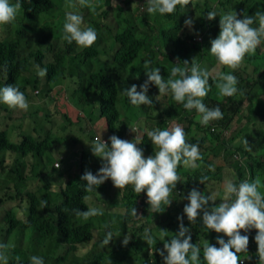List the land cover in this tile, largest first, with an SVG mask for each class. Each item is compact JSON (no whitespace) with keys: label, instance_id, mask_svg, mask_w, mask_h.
I'll return each mask as SVG.
<instances>
[{"label":"trees","instance_id":"16d2710c","mask_svg":"<svg viewBox=\"0 0 264 264\" xmlns=\"http://www.w3.org/2000/svg\"><path fill=\"white\" fill-rule=\"evenodd\" d=\"M96 1L99 3L100 0ZM69 2L70 0H23L22 11L15 21L13 34L4 35V30L6 31L9 26H0V87L17 86L29 102L28 110H20L22 116L12 122L11 134H9L10 127H0V177L9 179L0 190L2 208L0 236L12 235V241L10 240L9 243L1 242L5 246L1 252L8 257V264H30V257L33 255L42 257L44 260L51 259L52 264H163V258L158 250L163 249L165 241H162L160 237L164 235L165 240H170L179 230L180 221L177 217L182 216L183 224L191 229L192 242L201 246V264H205L202 247L204 242L216 244L217 236L223 234H217L205 228L199 217L196 224H190L186 215L178 210V205L172 212L164 215L152 213L146 194L142 192L136 195L130 185L123 190L114 189L111 180H107L97 187L100 190L99 195L95 191H87L84 187L86 182L80 178L86 170L96 174L101 167V159L93 155L96 161L91 163L92 155L85 152L83 146L86 144L81 141L78 134L74 135L82 148V153L85 154L76 155L75 151H69L62 157L56 156L60 153L56 146L65 138L60 132L68 128L72 120L67 112L59 111L65 121L55 127L54 133L50 128L44 127L41 123L43 118H40L41 116L37 113L40 107L47 105H45L46 98L49 97L52 88L61 85V88L69 90L71 94L69 99L86 114V117L92 112L94 105L98 106L97 116L104 118L106 122L108 136L105 141L109 145L108 138L112 135L129 141L140 140L137 147L143 150L147 158L154 155L157 150L148 138L147 132L144 131L139 136L131 130L130 136L126 137V117H121L117 108L118 101L124 100L119 94L120 84L116 82L118 74L123 71L127 75L125 77L127 82L129 81L128 72L134 67L141 73L145 72L143 63L148 60L152 67L160 68L161 75L167 80L170 77L171 68L177 64L184 66L185 60L189 62L190 67L193 59L201 69H203V62H207L208 67L214 65L216 71L211 73L207 70L210 91L204 98V103L209 108L218 106L223 113L222 119L203 126L199 123L200 116L195 110H185L182 104L172 99L171 93L160 95L158 88L150 84L147 95L152 100V105H141V109L137 107L132 112L133 115L139 114L136 118L137 125L143 130L144 122L155 121L153 129L161 127V130H164L167 129L169 120L174 119L185 124L183 127L185 132L188 131L194 135L193 140L188 142L199 145L203 159L197 161L199 167L196 169L183 164L178 167L179 175L185 178L180 177L181 182L177 183L172 195L178 196L180 193L185 196L191 189L195 188L199 191L200 187L204 189L206 195L209 191L207 187L212 181H217V173L220 174L223 169L222 166L213 168V157L227 159V166L236 173L234 180L237 183L244 180L252 181L254 176H260L263 184L264 161L259 156L264 157V123L259 120H264V98L258 104L260 113L250 111L245 116L246 118L250 115L256 116V122L246 123L247 125L240 127L238 133L229 138H226L223 133L229 130L232 120L241 112L242 98L245 97L251 102L255 94L264 88V51H260L264 43L257 48L255 54L246 56V62L236 70L220 65L221 73L231 72L238 79V92L232 97H223L219 94L216 87L219 73L215 67L217 61L210 54L209 49L210 41L219 33L220 15L235 10L241 16H254L257 12H264V0H195L194 4L187 5L185 9L177 6L176 12L171 15L149 14L146 9L138 17L137 29L134 25H127L126 20H129V17L124 15L121 6L118 5L115 8V22L117 23V16L126 24L122 29L118 27L112 36L111 40L117 46L114 47V44H111L106 51L112 64H115L114 70L108 65L104 67L95 65L100 61L99 57L104 45L109 41L103 32L99 34L100 42H95L88 48H80L75 42L69 44L62 39L59 27L61 22L65 21L66 11L64 10ZM70 9L81 14L83 19L89 10L87 7L81 8L79 4ZM55 10L57 13L54 12ZM95 10L98 11V18L94 19L91 16V19L84 20V25L87 22H93L97 27L106 25L105 19L110 11L114 12V7L110 4L101 7L98 5ZM210 11L217 12L213 20L207 19V13ZM52 12L57 18L56 21L50 23L46 19H41ZM188 18L193 20L192 28L184 23ZM42 20L41 26L33 25ZM253 27H258V23H255ZM2 28L5 29L2 30ZM195 35L202 36V39L196 41ZM25 36L26 43H23L21 40ZM49 37L53 40L49 41ZM60 40H62L61 43L58 42ZM169 43L174 47L177 57L168 53ZM161 47L163 49H160ZM47 53H50V56ZM134 61L135 64L126 72V68ZM171 61L172 65H170ZM37 65L39 68L47 69L45 77L38 76ZM252 65L251 72L260 71L262 79L249 75L251 72H249L250 69L247 70V67ZM246 72L248 74H245ZM34 97L39 100L44 99L45 103L38 105L31 103L30 100ZM85 106L88 107L87 111L83 110ZM5 109L9 113L12 111L8 106ZM43 109L45 119L48 118V121L52 122L51 117L55 115V112L50 114L47 107ZM26 113L34 120L32 129L36 133L28 131L30 122L27 126L22 125L20 129L16 124L25 118ZM142 113L143 116H141ZM90 122L94 123L93 120ZM236 135L238 138L234 139ZM95 137L93 132L88 134L90 141H93ZM236 153L246 154L248 160L240 162L238 159H232L230 155ZM6 155L13 158L9 164H6V157H8ZM76 158L79 171L72 174L71 166ZM58 163L60 167L56 168ZM202 177L207 179L200 185L199 181ZM109 183H111L110 186H108ZM261 190L264 192V188ZM15 200L17 203L13 202ZM215 203L218 204L220 201L216 200ZM90 208L102 209L103 214L90 217L88 220L76 215L75 210L86 211ZM132 208L136 209L137 216L131 214ZM138 221L140 225L132 227L131 231L125 227L129 222L139 223ZM104 228H108L107 231H113L115 236L120 234L123 239L128 236L127 245L135 247L134 253H122L115 257L123 244L122 241L114 242V235L110 243L103 248L101 247L104 234H99L98 239L92 242L94 231ZM146 230L154 240L149 247L153 249L152 253H149L140 240ZM241 234L249 237L248 252L241 253V258L250 257L245 264H260L254 239L256 230L251 229L247 233L242 231ZM223 238L227 240V237ZM23 241L25 247L20 245ZM89 245L91 247L86 253L89 254L90 259L82 252V249Z\"/></svg>","mask_w":264,"mask_h":264},{"label":"clouds","instance_id":"9594fccd","mask_svg":"<svg viewBox=\"0 0 264 264\" xmlns=\"http://www.w3.org/2000/svg\"><path fill=\"white\" fill-rule=\"evenodd\" d=\"M195 0H147L149 14L171 15L176 12L177 6L181 9ZM87 7L95 12L98 6L93 0H70L69 8ZM116 4V0H115ZM23 0H0V26L14 23L21 13ZM217 16L216 11L207 13V19L213 20ZM239 16V18H238ZM189 28L193 26V20L184 21ZM258 23V27H253ZM81 14L74 11L65 13L62 39L69 44L75 42L80 48H88L94 45L98 39L93 27H85ZM264 43V12H257L254 16H241L235 10L219 16V33L210 41V54L215 57L221 66L231 70L240 68L248 55L255 54L257 48ZM189 67L188 61H183L184 66L171 68L170 77L165 80L160 73V68L152 67L151 62L145 60L143 69L147 79L139 85L133 84L124 89V94L133 106L152 105V100L147 95L150 84L158 88L160 95L171 93L172 99L183 105L187 111L195 110L200 118L199 123L208 126L210 122L223 118L220 108H209L204 103V98L210 91L209 72L201 69L194 60ZM38 76L47 75V69L39 68ZM216 87L223 97H232L238 92V79L231 72L218 73ZM0 103L11 109L27 111L29 102L23 92L17 86L6 85L0 87ZM152 145H155L154 155L145 158L143 150L137 147L140 140L129 141L116 135L110 136L108 142L100 137L95 138L89 145L92 155L101 159L102 164L96 174L86 170L81 180L85 181L87 191L96 192V188L105 181L111 180L113 186L119 190L132 186L136 195L142 192L147 196V203L152 213H163L172 203V193L178 182H181L178 167L183 164L192 169L199 167L197 161L202 160L199 145L189 143L183 127L174 125L170 129L159 128L147 132ZM246 142V141H245ZM59 163L56 168H59ZM206 177L200 179L204 184ZM264 184L259 178L237 183L234 179L225 182L223 196L220 203L216 204L213 195H205L197 189H191L187 194L188 203L184 205L183 214L190 224H196L198 217L208 230L217 234L216 244L205 241L203 244V261L205 264H243L241 253L248 252L249 237L241 232L256 230L254 237L257 245V254L260 264H264V192L261 189ZM98 195L99 193L96 192ZM210 202L212 204L210 205ZM76 215L88 220L90 217L103 214L102 209L90 208L86 211L75 210ZM131 214L137 216L135 208ZM179 230L170 239L165 240L163 249L158 250L163 258V264H201V246L194 244L191 237V229L183 224V217L178 216ZM164 232L165 230H161ZM223 237H227L225 240ZM113 239V233L107 232L102 244L107 246ZM144 239L152 243L153 237L146 230ZM129 237L122 240L127 245ZM218 245V247H217ZM5 247L0 244V248ZM166 253V254H165ZM247 259H250L247 258ZM0 262L8 264V257L0 252ZM30 264H44L43 258L33 255Z\"/></svg>","mask_w":264,"mask_h":264},{"label":"rangeland","instance_id":"374dc122","mask_svg":"<svg viewBox=\"0 0 264 264\" xmlns=\"http://www.w3.org/2000/svg\"><path fill=\"white\" fill-rule=\"evenodd\" d=\"M93 1L96 2V4L99 5V7L109 5V4L112 5V7H114V12L110 11L109 14L107 15L106 19H105L106 25L102 24L100 27H97L93 22H90V23L87 22L86 25H83L85 27H88V26L93 27L96 30L97 35H98V39L96 40V42H100L101 37H99V34L101 32H103L105 34V36H107V39H109V41L106 42V45H104V47H103V52H101L100 57H99L100 61L95 63V65L97 67H99L100 65L102 67H104L105 65H108L114 70L115 68H113V67H115V64H112L111 58L106 54V51L109 49L111 44H114V47L117 46V44L113 40H111L112 36L116 32L118 27L120 29H122L125 27V24H126L123 20H120V18H117V16H116L117 23L115 22V18H114V15H116L115 8L118 5L121 6V8L124 12V15L129 17V20H126L127 25H129V26L134 25V27L137 29V21H138L139 15L142 14L143 11H146V9L148 8V7H146L147 0H129V1H127V0H116V4H115V0H100L99 3H97L96 0H93ZM63 8L65 9L66 6L64 5ZM64 11L68 12V11H71V9L67 7ZM54 12L57 13V10H55ZM54 12H52V14H50L49 16H46V17L41 18V19H43V20L46 19L50 23H52L53 21H56L57 18H55L53 16ZM91 16H93L94 19H97L98 18V11L95 10V12H93L89 9L87 11V13H85L84 20L85 19H91ZM36 18H34V19H36ZM43 20L38 22L37 24H33V25L39 27L43 23ZM84 23H85V21H84ZM8 26H9V28H6L7 32L4 30L5 28H2V30H4V32H5L4 35H6V36H10L11 33L13 34V32H14L13 28L15 27V22L8 25ZM62 28H63V22H61V25L59 27L60 34H63ZM104 34H102V36H104ZM195 36H197L195 38L196 41H200L202 39V36H200V35L199 36L195 35ZM12 38H13V35H12ZM48 40L49 41L53 40V38L49 37ZM21 42L26 43V36L24 37V39L21 40ZM58 42L61 43L62 40H60ZM168 45H170L168 53L173 57H177L176 52H174V47L171 45V43H169ZM160 49H163V47H161ZM260 51H264V44L261 45ZM47 55L50 56V53H47ZM244 62H246V61L244 60ZM172 63L173 62L171 61L170 65H172ZM134 64H135V61L133 64L129 65L126 68V72H128L130 70V67L133 66ZM215 64H216L215 67L217 68V71H219L220 65L218 64V62H216ZM249 67L250 66L247 67V70L250 69L249 72H251V70L253 69V65L250 68ZM203 69L208 70L211 73L216 71V69L214 68V65L212 67L211 66L208 67L207 62H203ZM219 73H221V69H220ZM128 74H129L128 75L129 81H127V82L125 81V77L127 75H125V73L123 71L120 72L118 74L119 75L118 78H116L117 79L116 82H118L120 84V87H119L120 97L124 98V100L122 99V100L118 101L117 108L120 112V116L126 117V119H125L126 127H127L126 137L130 136L131 130H134L136 132V134L140 136L144 131L145 132L151 131L153 129V125H154L155 121L154 122L153 121H146L143 123V130L139 129V127L137 125V119H136V118H138L139 114L138 115L132 114L133 109L137 108V106H133L128 101V98L124 94V89H127L131 85L136 84L137 85V91H139V85L142 84L147 79V77L145 75V72L141 73L139 71V69L136 67H134V69H131L128 72ZM245 74H248V72H246ZM249 75L253 76V78L260 77L262 79V77H263V76H260L261 75L260 71L251 72ZM114 78H115V76H114ZM70 96H71V94H70L69 90L61 88V85H56L54 88H52L51 93L49 94V97L46 98L47 99L46 103H45L44 99L39 100L37 97H34L33 99L30 100L31 103H35L37 105L41 104L42 102H44L45 105L47 104L46 106L40 107L41 109L38 111L37 114H38V116H41L40 118H43V121L41 120V123H43L44 127L50 128L51 130H53L54 133H55V129H56L55 127L57 125L63 124L65 121L64 118L62 117V115L59 114V111L67 112V115L70 116V118L72 120L70 122V125L67 126L68 128H66L65 130L62 129L60 132V133H62V135L65 136V138H64V140L59 141L58 145L56 146V148L58 149V152H60L58 155H56L58 157H62L64 154L69 153V151H71V152L75 151L76 155L85 154V153H82L83 152L82 148H81L80 144L77 142L74 134H78L79 138L81 139V141L84 144L92 142L88 138V134L90 132H93V135H95L96 137L101 136V138L103 140H106V137L108 136V132L106 131V122H105L104 118L97 116V114L99 113L98 112V106L94 105L95 107L92 108V112L89 113V115H87V117H86V114H84L80 108L76 107L73 104V102L69 99ZM262 98H264V88H262L260 91H258L255 94V98L251 102L248 101L245 97L242 98L241 112L234 117V119L232 120V122L230 124L229 130H225L223 133V135L226 138H229V137L233 136L235 133H238L240 131L241 126L247 125L246 123H253V121H255L257 119L256 116L250 115L247 118L245 116L247 114H249L250 111L254 112V113L255 112L260 113L258 111V104ZM3 106H5L7 108V105L0 103V127L3 128L5 126H7V128H9V127L11 128L12 122H14L17 118L22 116L21 111H20V109H12V111L9 113L5 109V107H3ZM43 107H47L48 112L50 114H52L53 111L55 112V115L53 117H51L52 122H49L48 118L45 119V111H44ZM49 108H51V109L49 110ZM138 108L141 109L140 106ZM83 110L87 111L88 107L85 106L83 108ZM26 114L27 115H25V118L16 124L18 125V127L20 129V127L22 125L25 124L27 126L28 123L30 122V124L28 125V131L32 132V133H36L32 129L34 120L31 118V115H29L28 113H26ZM141 116H143V113L141 114ZM90 120H93L94 123H91ZM259 121L264 123V120H259ZM19 124H20V126H19ZM174 125H179L181 127H184L185 124L178 122L174 119L173 120L170 119L168 122V125H167V129H170ZM192 127L194 128V126H192ZM158 128L161 129V127H158ZM256 128L258 129V127H256ZM12 129L13 128H11V130L9 131V134H11ZM15 129H18V128H15ZM80 130H82V131H80ZM186 134H187L188 140H190V141L193 140L192 138L194 135L192 133H189L188 131H186ZM52 135H54V134L52 133ZM236 138H238L237 135L234 139H236ZM83 148L85 149V152H89L92 155L90 147L88 144H86V146H83ZM54 153H57V152H54ZM6 156H8V155H6ZM74 157H75V155H74ZM230 157L232 159H238V160H240V162H246L248 160V157L246 154L241 155L240 153H236L234 155H230ZM259 157L261 160L264 161V157L263 158L261 156H259ZM12 159L13 158L11 156L6 157V161H7L6 164L11 163ZM212 160L214 161L213 168H215L216 166H222L223 169H221L220 174L217 173V175H218V176L216 175L218 178L217 181H212L210 183V186L207 187V188H209V191L207 192L206 195H213V196H215L216 200L220 201L222 196H223V188H224L225 182L229 179H235L236 173H234V170L231 169V167L227 166V163H228L227 159L225 160L223 158L213 157ZM95 161H96V158L92 155L91 163L93 164V163H95ZM72 162H74L73 159H72ZM71 167H72V169H71L72 174L79 171L77 158ZM26 170L27 169H25V171ZM212 170L214 171V169H212ZM180 177L182 179L185 178L183 175H181ZM257 178H259L261 180L262 177L254 176L252 180H255ZM8 181H9V179L0 177V190L2 188H4V186L6 185V183ZM111 183H109L108 186H110ZM200 185H202V184L200 183ZM113 188H114V186H113ZM114 189H116V188H114ZM98 191H100V190L98 188H96V192H98ZM199 191L204 193V189H202V187H200ZM113 192H115V191H113ZM101 195L103 196V194H101ZM186 197H187V194H185V196L180 195V193L178 196L172 195L171 196V199H172L171 205L167 206L163 213H158V214L164 215L166 213L172 212L174 210V207H176L177 205H178V210L183 212L184 205L188 203ZM13 202L17 203V200H15ZM1 211H2V208L0 205V213H1ZM139 225H140V222L139 223L129 222L125 225V227L128 229V231H131L132 227H138ZM107 229L104 228V229H100V230H95L94 231V238H93L92 242H94L98 239L99 234L106 235V233L109 232V231H107ZM111 232H113V231H111ZM144 236H142L140 238V240L147 247V250H149V253H152L153 249L149 248L152 245V243L147 242L144 239ZM11 238H12V235H8V237L0 236V244H1V242H4V241H7V243H9ZM120 238H121L120 234L116 235L114 237L113 241L114 242L122 241L123 238H121V239ZM20 245L25 247L24 241L20 242ZM91 245L82 249L83 250L82 252L85 253V255L87 257L89 256V254L86 253V251L91 247ZM103 247H104V245L101 248H103ZM1 250H2V248H0V252H1ZM134 250H135V247L133 245H122L120 247V251L115 255V257H117L118 255H121L122 253L132 254V253H134ZM88 259H90V258L88 257ZM242 259H244L243 264H245L248 261L246 257L242 258ZM44 262L46 264H52L51 259L44 260ZM0 264H2V262H0Z\"/></svg>","mask_w":264,"mask_h":264},{"label":"built area","instance_id":"2783aa9c","mask_svg":"<svg viewBox=\"0 0 264 264\" xmlns=\"http://www.w3.org/2000/svg\"><path fill=\"white\" fill-rule=\"evenodd\" d=\"M95 138H97V137H95Z\"/></svg>","mask_w":264,"mask_h":264}]
</instances>
